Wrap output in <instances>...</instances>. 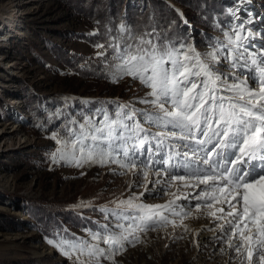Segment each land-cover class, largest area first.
Instances as JSON below:
<instances>
[{
  "label": "rangeland",
  "instance_id": "1",
  "mask_svg": "<svg viewBox=\"0 0 264 264\" xmlns=\"http://www.w3.org/2000/svg\"><path fill=\"white\" fill-rule=\"evenodd\" d=\"M95 1L100 12L119 5V16L125 18L116 28L109 27L107 40L100 39L99 22L80 9L82 0H0V8L6 6L18 16L22 13L20 24L27 34L26 40L0 43V264H76L74 257L65 256L48 240H88L86 230L97 232L102 225L116 223L101 209H112L114 200L144 191L143 182L131 172L115 174L112 169L116 165L76 167L51 160L60 147L52 137L65 139L67 128L76 127L88 117L98 118L99 109L111 114L117 104L129 103L136 109L149 108L139 102L149 91L139 80L125 76L111 82V55L107 59L99 57L101 49L97 45L107 47L112 37L118 38L121 24L131 30L126 21L130 6L140 12L148 6L153 10L152 0ZM163 1L189 27L185 39L165 44H194L196 51L204 54L224 38L225 31L242 22V35L251 33L254 37L248 43L256 52L264 50V0H253L254 5L223 0L225 10L214 13L209 26L192 23L188 17H195L194 10L180 0ZM85 2L91 4L92 0ZM23 3L27 4L18 11ZM149 15L154 17L153 11ZM152 31L160 39L155 26L138 35L131 30L134 36ZM7 63L14 69H8ZM221 71L230 69L222 67ZM36 107L40 108L38 116ZM149 175L153 179L151 172ZM136 183L139 186L129 188ZM188 189L173 185L167 194L146 193L141 197L143 203L152 205L173 199V193L180 197L187 194L188 200L178 203L191 215L169 217L175 226L141 233L139 243L125 244L124 251L111 260L101 258L100 264H204L202 259L209 258L204 257L207 254L212 257L207 264H237L230 250L225 253L228 259L218 263L216 257L224 245L217 241L202 245L201 237L195 235L197 228L211 218L204 214L203 204L199 210L195 208L192 197L200 189L192 188V194L186 193ZM37 204L75 215L60 216L59 223H51L49 217L38 222L34 216ZM100 246L105 247L103 243Z\"/></svg>",
  "mask_w": 264,
  "mask_h": 264
},
{
  "label": "snow or ice",
  "instance_id": "2",
  "mask_svg": "<svg viewBox=\"0 0 264 264\" xmlns=\"http://www.w3.org/2000/svg\"><path fill=\"white\" fill-rule=\"evenodd\" d=\"M243 31L241 22L204 54L194 44H165L154 31L134 36L124 24L107 47L97 45L99 57L111 55V82L125 76L139 80L149 89L139 102L149 108L129 103L117 104L111 114L99 109L98 118L67 128L65 139L52 137L60 147L51 160L76 167L116 165L115 174L131 172L144 191L101 209L116 223L86 230L88 240L73 237L49 244L76 264L111 260L125 244L139 243L141 233L175 226L169 217L191 215L178 203L187 201V194L173 193L164 204L140 200L179 185L201 189L192 199L211 218L214 227L206 230L224 245L221 254L230 250L237 264H264V50L256 52L248 43L254 37Z\"/></svg>",
  "mask_w": 264,
  "mask_h": 264
},
{
  "label": "trees",
  "instance_id": "3",
  "mask_svg": "<svg viewBox=\"0 0 264 264\" xmlns=\"http://www.w3.org/2000/svg\"><path fill=\"white\" fill-rule=\"evenodd\" d=\"M180 1L187 4L188 7H191L194 10V18L196 19V21L191 16H189L188 19L191 20L192 23H195L197 25L200 23H205V25L207 26L209 23L208 21L212 20L214 13H217L218 11V13H220L225 10V5L222 3L223 0ZM151 3L155 6V8H153V10H150V8L152 7L148 6L149 9L142 12H140L138 8L134 7V5L130 6L126 21L130 26H132L131 30L138 35L141 34V32L155 26L156 29L159 30L158 33H160L159 40H162L164 43L185 39L189 27L184 23L183 18L173 8L167 6L168 4L163 0H152ZM97 5V1L95 0H92L91 4L85 2V0H82V6L80 7V9L83 12L86 11L87 14H89L94 20H97L99 22L98 26L100 28V39L102 38L107 40L108 35L110 34L109 27L116 28V24L124 21L125 18L119 16V5L117 4L113 5L114 9L112 8V10H107L104 12H100L99 10H97ZM152 11L154 17L150 18L149 12L151 13ZM204 15H206V18L204 17ZM111 17H113L112 20ZM39 112L40 108L36 107L35 113L37 114V116ZM72 214L75 215L74 213L61 212L55 207H49L44 204H37L36 214H34V216L38 222L44 220L43 218L46 219V217H49L51 219V223L55 221L56 223H59L60 216L67 217L71 216ZM80 214L81 213H78L77 215L79 216Z\"/></svg>",
  "mask_w": 264,
  "mask_h": 264
},
{
  "label": "bare ground",
  "instance_id": "4",
  "mask_svg": "<svg viewBox=\"0 0 264 264\" xmlns=\"http://www.w3.org/2000/svg\"><path fill=\"white\" fill-rule=\"evenodd\" d=\"M30 3V2H29ZM27 3H23L21 5V8L18 9V11H22V7H24ZM19 5V4H18ZM14 12V11H13ZM12 11H8L6 6H2L0 8V43L3 42L4 44L10 42L13 39H17L19 41H23L27 39V34L24 31V29L21 27V18H22V13L20 16L17 14H14ZM3 61V59H0V63ZM8 69H14L13 64H6ZM150 176V175H149ZM153 176V175H152ZM188 189L186 193L192 194V188L191 187H184ZM200 189V188H199ZM201 190V189H200ZM214 224L212 220H210L208 223L202 224L197 228V233L201 237V244H207V243H212L216 242V240L212 239L214 233L213 231H208L206 229L213 228ZM195 232V235L197 234ZM231 252V251H230ZM227 253V251L225 252ZM221 254L218 253V257H216L218 260V263H221L222 261H226L227 255L228 254ZM204 257H209V258H203L202 263H206L212 258L210 254L204 255ZM210 263V262H209Z\"/></svg>",
  "mask_w": 264,
  "mask_h": 264
}]
</instances>
